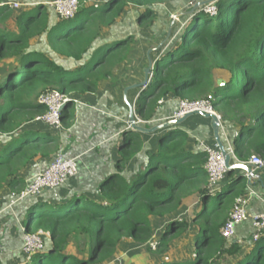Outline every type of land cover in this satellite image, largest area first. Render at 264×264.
<instances>
[{"label":"trees","instance_id":"trees-1","mask_svg":"<svg viewBox=\"0 0 264 264\" xmlns=\"http://www.w3.org/2000/svg\"><path fill=\"white\" fill-rule=\"evenodd\" d=\"M174 1L105 0L54 25L42 5L18 15L9 4L0 6V135L6 136L0 147V191L22 190L20 174L37 158L59 151L55 140L50 141L51 133L32 123L45 113L39 97L54 90L69 97L94 93L100 81L112 80L114 70L130 62L134 39L109 43L100 39L102 31L112 27L128 5L141 8L137 21L149 24L154 7ZM214 5L215 15H192L153 61L151 80L135 102V115L154 123L166 99L194 102L210 96L222 124L236 129L235 161L246 164L253 156L264 159V0H218ZM13 19L16 31L7 26ZM40 38L45 39L46 51L33 45ZM58 57L79 64L69 68ZM69 106L61 113L62 127L73 118L65 112ZM27 124L38 128L24 129ZM141 134L123 132L115 170L97 182L95 196L72 189L70 196L52 198L53 191H46L20 203L25 208L23 233L50 235L44 252L27 257L23 264H106L123 240L139 245L152 240L151 218L167 225L148 253L166 255L170 245L193 227L192 257L152 263L144 256L141 264H264V231L255 242L250 238L248 251L220 236L233 207L248 198L241 175L227 172L223 190L215 194L204 171L205 155L191 154L188 136L177 126L164 130L156 150L145 151L146 163L131 174L127 165L143 151ZM182 208L189 220L177 216ZM72 248L77 254H71Z\"/></svg>","mask_w":264,"mask_h":264},{"label":"crops","instance_id":"crops-1","mask_svg":"<svg viewBox=\"0 0 264 264\" xmlns=\"http://www.w3.org/2000/svg\"><path fill=\"white\" fill-rule=\"evenodd\" d=\"M50 1L51 0H0V6L6 3L21 2L23 6L28 7L27 10L24 9L23 11H29L42 5L49 13V24L54 25L59 18L49 7L48 4ZM179 1L180 0H175L171 2V4L174 5L175 2ZM88 2L93 5H87L85 8L101 6L104 4L105 0H102L101 3H99L100 5H96L98 4L97 0H88ZM164 5L156 6L152 9L154 17L157 20L153 22L154 26L149 29L148 32L140 30L139 27L141 23L138 21L133 25L130 20L125 18L129 8H126L122 16L112 27L102 31L100 39H104V41L108 40L109 43L120 39H127L128 37L134 38L128 52L130 62L120 64L114 70L112 80L100 81L94 93L84 96H74L73 98H75L77 103L70 104L75 107L73 110V118L68 121L69 126L62 127L59 132H52L54 140L59 146V151L56 155L61 154L65 158H76L77 160L78 174L72 180H79V183L85 182L92 184L94 181L98 182L109 173L114 172L119 142L123 136V131L126 130L127 123H129V110L127 105L123 103V91L129 86L143 81L144 69L148 66V57L152 62L155 61L171 45V38L173 37L171 33L175 31V28H171L170 22L167 24L162 15V11L165 7ZM128 6L131 7V5ZM132 8L138 11L136 18L143 12L141 8H136L134 6H132ZM7 26L10 30H17L14 19L10 20ZM134 27L136 32L132 33L134 32ZM166 32H170V34ZM175 35L176 34H174V36ZM38 41L46 45L44 38L34 40L33 45L37 46ZM159 45L160 47L156 52H150L151 49ZM48 52L49 51H47V53ZM91 53L88 54V58L92 55ZM59 59L63 65L69 68L79 64L72 60L64 58ZM141 92V89L127 91V102L135 107V102ZM177 103L175 99H166L155 115V122L149 123L146 128L163 123L172 115L177 107ZM31 126L32 128H38L33 124ZM177 128L183 130L187 134V148L191 154L203 153L200 143L208 145L216 144L210 119L192 115L186 118L181 124L177 125ZM163 133L164 131L159 130L154 133L141 134L144 142L143 151L137 154L135 158L128 163V172L136 174L144 166L147 159L144 152L147 150H151L152 152L156 150L157 138L162 136ZM17 134H20V131L15 133V135ZM231 134L236 136V129L232 126L222 124L219 137L226 149H233V144L229 137ZM53 157L54 156L37 158L26 168L19 176L24 180L25 185L36 174L43 171L51 163ZM231 164H236L235 158H232ZM252 170L254 172L253 178L248 180L246 177H243L241 183H244L246 186L248 194V198L246 199V210L249 215L253 216L264 213V168H252ZM233 173H235L234 175H241V177L246 174L239 170H235ZM225 181L226 180L223 182ZM9 193L10 190L8 188H3L0 191L2 195L0 202L3 201V203L0 204V226L4 227V229L0 230V259L3 264H23L25 256L20 250L23 243V237H21V235L24 234L22 219L25 208L24 204H18L9 210L5 209L4 207L9 200ZM13 231L16 232V235L13 234ZM252 234L253 227L250 221L236 228V240L241 238V245H244L243 249L246 251L251 249L249 241ZM166 259L170 262L180 261L170 256H167ZM148 260L152 263L156 262L150 258ZM141 263L142 262L139 264ZM106 264H110V262Z\"/></svg>","mask_w":264,"mask_h":264},{"label":"built area","instance_id":"built-area-1","mask_svg":"<svg viewBox=\"0 0 264 264\" xmlns=\"http://www.w3.org/2000/svg\"><path fill=\"white\" fill-rule=\"evenodd\" d=\"M19 3H10L9 6L13 10L20 8ZM49 7L54 11L59 19L70 20L79 11V0H51ZM213 13L216 14V7L213 4ZM172 21H175L172 15H169ZM39 104L45 107V113L37 116L32 123L42 126L51 132H59L62 129L61 113L62 108L67 104H76L77 101L73 97L61 94L54 90L42 94L38 100ZM196 112H202L208 115H214L222 127L221 117L215 112L212 105V98L209 96L204 100L194 102H178L176 109L172 115L165 121L180 120L186 115ZM164 121V122H165ZM135 124L138 126L147 125L148 123L139 118H135ZM126 129L131 130V125L127 124ZM201 150L206 157L204 171L206 173L208 183L211 187H216L218 183L223 182L227 175V169L224 163V157L217 144L208 145L200 143ZM229 155L234 158L232 148L228 149ZM247 165L255 169L264 168V159L259 156H253ZM78 173V163L76 158H65L61 154L53 157L51 163L40 173L36 174L19 192H10L9 200L4 207L9 210L24 202L28 198H35L43 192L53 191L63 187L69 180L73 179ZM250 221L253 227L251 239L253 242L259 239L264 231V213L259 215H249L246 210V200H239L233 207L228 219L224 222L220 229V236L226 241L236 240V228ZM50 237L49 233L38 231L35 233H27L23 237L21 247L22 253L29 257L37 252H44L45 241ZM240 244V243H239Z\"/></svg>","mask_w":264,"mask_h":264},{"label":"rangeland","instance_id":"rangeland-1","mask_svg":"<svg viewBox=\"0 0 264 264\" xmlns=\"http://www.w3.org/2000/svg\"><path fill=\"white\" fill-rule=\"evenodd\" d=\"M101 1L102 0H97L98 4H96V5H100L99 3H101ZM204 1H207V0H180L179 2H175L174 5H172L171 3L164 5L165 7L162 11V15H163L165 21L167 22V24L169 22H170L169 24L172 23V20L168 17V15H172L174 18H176V20L173 21V24L171 25V28H175V31L173 33H171L173 37H175L174 34H177L179 31L184 29L185 24L189 23L192 15L200 13V12L204 13V14H212L213 13V8H214L213 4H215L218 0H215L213 3L207 4V5H199L196 9V12L190 14L191 10L194 8L196 3H200V2H204ZM16 3H18V2H16ZM19 4H21V2H19ZM90 4L91 3H89L88 0H79V9L85 8V6H87V5L89 6ZM91 5H93V4H91ZM20 6H21L20 8L14 10L15 14H17V15L20 12H23L24 9L25 10L28 9V7H25L22 4ZM127 8H129V9L126 12L125 18L127 20H130L131 23L134 25L137 23L136 22L137 21L136 16H137L138 11L136 9L132 8V6L131 7L128 6ZM155 20H157V19L154 17L153 22H155ZM153 26H154L153 23L148 24V23L143 22V23H141V26L139 28L142 31L148 32V30L151 29ZM135 32H136V29L134 27V32H132V33H135ZM166 33L170 34V32H166ZM164 37H165V35H164ZM36 48L46 51L45 45H43L39 41L37 43ZM150 77H151V75H149V79H150ZM124 91H125V89H124ZM124 91H123V103H125ZM74 107L75 106L70 105L68 108H66L65 112L68 113L69 115L72 114V116H73ZM197 116H199V115H197ZM199 117H201V116H199ZM201 118H203V117H201ZM30 126L31 125L27 124L24 127L28 128ZM46 130H48V129H46ZM48 131H49V133H51L50 136H52L50 138V141H53L54 140L53 134L50 130H48ZM229 137H230L231 143L233 144V140L236 136L234 134H231ZM5 139H6V136L0 135V147L3 145ZM224 180H226V179H224ZM96 184H97L96 181H94L92 184H90V183H85V182L79 183V181L75 180V181H73L72 185L68 184L65 188H63L62 190H59L60 191L59 193H58V191L53 192V194L51 196H52V198L57 197V195H58V198L70 196V194L72 193V189H74L75 191H77L79 193H82L84 195L92 197V196L96 195V193H95ZM221 184H223V182L218 183V185L214 188L215 194L217 192H220L223 190V186H220ZM1 199H2V195L0 194V200ZM1 203H3V201H1L0 204ZM0 210H1V208H0ZM177 216L183 217V218H186L187 220H189V215L187 214V210L184 208H182V210H180L177 213ZM151 221H152L153 230H154L152 240L146 245H139L137 243H134L130 239H126V240L122 241V243H120L116 249L115 257L109 261L110 264H139L140 262L143 261L144 256H147L148 259L150 258L151 260L156 261V262L164 261L167 256L176 258L177 260H180V261L187 260V259L189 260L192 257V251H193L192 242H193V236L195 233L194 232L195 228H193V227H189V229L180 238L175 240L170 245L166 255L159 257L157 255H154L153 253H148V246L149 247L151 246V250L154 251V249H155L153 246L154 241H156L160 238L162 230L167 225V222L164 220H157V219L151 218ZM2 229H4V227H1L0 230H2ZM29 231L33 232L32 227L29 228ZM13 234L16 235V232L13 231ZM13 234H11V235H13ZM0 235H1V233H0ZM21 237H24V234L21 235ZM0 239H1V236H0ZM238 240L240 241L239 243L241 245V238ZM21 253H22V251H21ZM71 254H77L76 250L74 248L71 249ZM26 260H27V258L24 257L23 261L25 262Z\"/></svg>","mask_w":264,"mask_h":264},{"label":"water","instance_id":"water-1","mask_svg":"<svg viewBox=\"0 0 264 264\" xmlns=\"http://www.w3.org/2000/svg\"><path fill=\"white\" fill-rule=\"evenodd\" d=\"M214 1L215 0H207L204 2L196 3L194 8L191 10L190 14L193 13L199 5H207V4L213 3ZM172 24H173V21H172L171 25ZM159 47H160V45L158 47H155L154 49H151L150 52H156L157 49H159ZM152 67H153V62L148 57V66H147V68L144 69L143 81L138 83V84H135L133 86H129V87L125 88V91H124V100H125V103L128 107V110H129L128 122L131 125L132 130L138 131L141 133H145V134L154 133V132L159 131V130L164 131L167 128L181 124L186 118H188L189 116H192V115H199L205 119H210L211 120V126H212L213 133H214V139H215V142L218 145V147H219V149H220V151L224 157V163H225V167L227 169V172H233L235 170L243 171L246 174H245V176H242V178L246 177L248 180L252 179L254 176L252 166L247 165V164H242V163L231 164L232 157L229 155L225 146L222 144V142L220 140V137H219L220 124L214 115H208V114H204L202 112H196L193 114L186 115L184 118H182L180 120L165 121L161 124L154 125L150 128H145L143 126H138L135 124L134 106L127 103L126 93H127V91L132 90V89H141V91L143 92V90L145 88H147L148 84L150 83L149 75H151V73H152ZM217 85L222 86L223 82L221 80H218ZM142 92L140 93V96L143 95ZM64 109H65V107L62 108V110H64ZM46 191H48V190H46Z\"/></svg>","mask_w":264,"mask_h":264},{"label":"clouds","instance_id":"clouds-1","mask_svg":"<svg viewBox=\"0 0 264 264\" xmlns=\"http://www.w3.org/2000/svg\"><path fill=\"white\" fill-rule=\"evenodd\" d=\"M150 80H151V77H150ZM64 111V110H63ZM134 111H135V107H134ZM135 118H138L136 115H135ZM140 119V118H139ZM127 124H129V123H127ZM148 125V124H147ZM141 126H146V125H141ZM146 128V127H145ZM126 131H133L132 129L131 130H128V129H126L125 130V132ZM124 132V131H123ZM229 149V148H228ZM228 149H226L227 150V152H228ZM237 163V162H236ZM233 241V240H232ZM233 242H235V240L233 241ZM26 257V256H25ZM27 258V257H26Z\"/></svg>","mask_w":264,"mask_h":264}]
</instances>
